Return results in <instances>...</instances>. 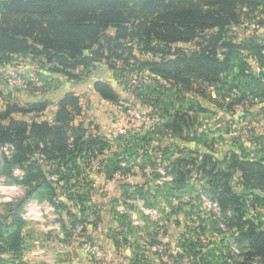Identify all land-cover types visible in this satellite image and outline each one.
I'll return each instance as SVG.
<instances>
[{
    "label": "trees",
    "instance_id": "obj_1",
    "mask_svg": "<svg viewBox=\"0 0 264 264\" xmlns=\"http://www.w3.org/2000/svg\"><path fill=\"white\" fill-rule=\"evenodd\" d=\"M257 12L264 14V0H0V65L33 57L40 60L45 72L81 81L83 72L105 62L110 71H144L157 82L186 90L196 83L215 87L218 95L230 100L227 113L235 114L250 97L264 99V33L240 42L231 35L233 28ZM187 45L196 49L187 52L183 47ZM135 47L154 59L140 60L134 55ZM250 56L260 66L259 75L253 72ZM132 67L137 68L130 70ZM94 90L105 102H121L108 82H96ZM83 101L74 92L65 94L51 120L44 117L50 107L45 101L25 107L7 103L0 108V147H13L9 156L3 154L5 175L29 189L28 198L48 201L58 212L66 213L72 228L88 221V211L97 207L89 192H75L64 200L59 195L61 184L65 181L71 189L79 187L87 180L82 165L112 151L111 142L90 134L83 122L75 124L85 115ZM187 106V110L181 106L164 112V120L141 137L116 138L114 144L122 152H112L102 162L105 174L111 179L115 172L125 171L122 164L136 150L146 151L154 138L157 142L181 141L178 148H157L161 160L145 154L148 163L142 170L147 166L156 170L159 164L165 167L169 185L164 184L157 193L171 205L173 199L182 202L183 190L195 188V176L206 180V193L217 201V216H203L194 206L185 213L183 209L175 212L177 224H183L182 217L190 223L183 235L187 237L182 242L184 252L195 264H264V156L251 157L241 149L227 152L220 160L210 146L203 153L188 148L202 143L192 114L199 117L208 109L197 102ZM260 152L264 154V148ZM17 169L23 172L21 178L15 174ZM237 174L241 175L240 191L233 186ZM153 177L158 180L160 175ZM23 206L12 205L0 217V255L10 254L19 264H24ZM92 214L102 222L99 211ZM61 223L67 230L65 220ZM115 244L122 247L119 241ZM124 244L133 252L140 247L128 240ZM134 256L130 264H141L142 257Z\"/></svg>",
    "mask_w": 264,
    "mask_h": 264
},
{
    "label": "rangeland",
    "instance_id": "obj_2",
    "mask_svg": "<svg viewBox=\"0 0 264 264\" xmlns=\"http://www.w3.org/2000/svg\"><path fill=\"white\" fill-rule=\"evenodd\" d=\"M263 21L264 14L257 12L243 20L239 27L233 28L231 35L240 42L257 33L262 34ZM183 47L187 52L196 49L193 45ZM134 55L140 60L154 59L150 54H143L138 47L134 48ZM156 59L159 60V57ZM39 62V59L33 57H18L4 66L0 65V108L4 109L7 103H17L25 107L31 102L45 101L53 104L44 115L51 120L53 106L59 100L63 86H66L84 100L86 114L76 125L82 121L90 134L99 135L111 142L112 151L82 165L83 178L87 180L81 181L79 187L71 189L65 181L60 186L59 195L64 200L72 198L75 192H89L92 195V204L97 208L88 211L91 214L88 221L72 228L64 212L56 209L54 212L50 211L47 206L30 212L31 219L25 220L26 227L22 235L24 264H130L129 259H135L134 254L137 253L142 257L141 264H195L193 257L182 248V242L187 238L183 235L190 230L186 224L189 226L190 223L182 217L183 224H177L178 215L175 216V212L179 213L183 209L185 213L194 206L203 216L218 215L214 205L219 206L207 194L206 180L195 176L192 180L195 188L183 190L182 202L173 199L171 205L157 193L158 188L164 184L169 185L165 167L159 164L156 170L149 166L145 171L142 170L148 163L145 154L161 160L157 148L170 145L178 148L182 142L171 139L157 142L158 139L154 138L146 151L136 150L129 161L122 164L125 171L115 172L111 179L105 174L102 162L110 158L112 152H122L114 144L116 138L121 135L141 137L164 120L161 117L164 112L181 106L187 110L189 102L201 104L208 109V113L199 117L192 114L196 118L195 130L202 136V143L187 144L188 148L203 153L208 152L207 148L210 146L215 157L220 160L224 159L227 152L241 149L251 157L261 158L264 156L260 152L264 148V99L250 97L249 102L238 107L235 114H229L226 104L230 100L223 99L224 94L218 95L215 87L206 88L196 83L186 90L183 86L157 82L148 72L110 71L105 62L83 72L81 81H69L63 76L57 79V76L45 72L40 68ZM249 63L255 74L262 72L255 58L250 56ZM118 67L121 68L120 65ZM133 68L137 67L129 69ZM99 81L113 86L121 98L119 104L105 102L95 92L94 84ZM14 117L30 120L29 116ZM6 153L4 149H0V217L5 216L12 205L19 203L24 204V214L26 206L32 200H38L28 198L29 189L12 183L5 175L3 154L7 155ZM157 173L160 175L158 180L153 177ZM15 174L19 178L23 176L19 169ZM240 176L237 174L233 180V186L238 191ZM55 178L59 179L58 176ZM74 183L75 181H71L70 184ZM38 201L44 202L40 199ZM97 211L101 214V223L95 217L97 213L92 214ZM62 220L68 226L67 230L63 229ZM165 231L167 234H164ZM124 240L137 244L139 249L133 252L129 245L124 244ZM116 241L121 242L120 249L116 247ZM0 264L19 263L8 254L0 255Z\"/></svg>",
    "mask_w": 264,
    "mask_h": 264
},
{
    "label": "built area",
    "instance_id": "obj_3",
    "mask_svg": "<svg viewBox=\"0 0 264 264\" xmlns=\"http://www.w3.org/2000/svg\"><path fill=\"white\" fill-rule=\"evenodd\" d=\"M19 83H20V81H19ZM0 149H4L7 153V156H9L10 154H8V153H10V152H12L13 151V147L11 146V145H5V146H3V147H0ZM41 203V204H40ZM43 206H47L48 208H49V210L50 211H53L54 212V210H55V207L52 205V204H50L48 201L46 202V201H44V202H40V201H38V200H32V202H30L27 206H26V208H25V213L24 214H22V218H23V220L25 221V220H27V219H31V217H30V215H31V213L30 212H32L33 210H40V209H42L43 208ZM214 209L216 210V212L218 213L219 212V207H217L216 205H214ZM214 210V211H215Z\"/></svg>",
    "mask_w": 264,
    "mask_h": 264
},
{
    "label": "crops",
    "instance_id": "obj_4",
    "mask_svg": "<svg viewBox=\"0 0 264 264\" xmlns=\"http://www.w3.org/2000/svg\"><path fill=\"white\" fill-rule=\"evenodd\" d=\"M28 72H29V70H27ZM53 76H57L58 78L57 79H59L60 77H62V75H58V74H54ZM64 77V76H63ZM66 78V77H65ZM69 92H72V91H69L68 89H67V87L66 86H63V89H62V91H61V95H60V98H59V100L55 103V106H53V116L55 115V113H56V111H57V108H56V105H57V103L64 97V95L65 94H67V93H69ZM75 93V92H74ZM78 95V94H77ZM53 105V104H52ZM51 104H50V106H52ZM85 114H86V112H85ZM53 116H52V118H53ZM82 119V118H81ZM78 121V120H77ZM76 121V122H77ZM82 122V121H81ZM76 124V123H75ZM99 136V135H98Z\"/></svg>",
    "mask_w": 264,
    "mask_h": 264
}]
</instances>
